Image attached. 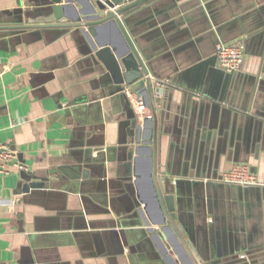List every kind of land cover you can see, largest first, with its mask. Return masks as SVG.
Wrapping results in <instances>:
<instances>
[{
  "label": "crops",
  "instance_id": "obj_1",
  "mask_svg": "<svg viewBox=\"0 0 264 264\" xmlns=\"http://www.w3.org/2000/svg\"><path fill=\"white\" fill-rule=\"evenodd\" d=\"M17 9L0 0V140L24 167L0 173V262L189 264L147 205V160L131 161L134 118L152 109L138 112L118 92L80 53L76 32L7 29ZM125 17L161 91L158 176L175 194L174 224L195 264H264V0H151ZM101 39L123 47L113 27ZM235 41L245 62L229 74L216 46ZM236 164L258 184L222 182ZM32 180L44 188L25 193Z\"/></svg>",
  "mask_w": 264,
  "mask_h": 264
},
{
  "label": "water",
  "instance_id": "obj_2",
  "mask_svg": "<svg viewBox=\"0 0 264 264\" xmlns=\"http://www.w3.org/2000/svg\"><path fill=\"white\" fill-rule=\"evenodd\" d=\"M25 1L28 3L27 6L24 4ZM150 1L18 0V9L14 12L17 15V23H12L6 28L20 33L29 30L57 29L61 36L76 32L79 37L77 44L80 53L91 57L111 73L114 84L119 86L118 92L127 98L125 89L129 87L142 98L146 107L152 109V117L143 120L137 116L134 118L129 133V144L135 146L130 150L131 161L136 169L141 159L147 160V182L150 192L148 204L144 203L157 208L161 217L159 225L172 233L173 240L186 254L189 264H195L190 243L183 239L174 224L177 219L175 194L169 182L158 176L159 140L155 95L161 91L154 87V80L132 33L128 30L125 17L130 11ZM107 27H113L117 31L123 47L101 39L102 29ZM136 176L141 177L139 174ZM42 188L43 182L32 180L24 190L28 193L31 189ZM138 199L140 202L136 209L140 212L143 200L139 197ZM148 232L157 236L155 228L151 227ZM157 237L163 245L159 236Z\"/></svg>",
  "mask_w": 264,
  "mask_h": 264
},
{
  "label": "built area",
  "instance_id": "obj_3",
  "mask_svg": "<svg viewBox=\"0 0 264 264\" xmlns=\"http://www.w3.org/2000/svg\"><path fill=\"white\" fill-rule=\"evenodd\" d=\"M216 57L220 67L229 74L241 71L245 62V46L242 41L232 43H218L216 46ZM157 85L165 83V81H156ZM125 94L130 103L138 112L146 109L142 98L128 87ZM18 152L6 143L0 140V173H7L11 165L23 170L24 167L17 163ZM220 180L227 184H236L248 188L258 184L257 176L252 172L251 168L246 164H236L234 167L221 175ZM18 200L13 201L17 203ZM0 264H4L1 263Z\"/></svg>",
  "mask_w": 264,
  "mask_h": 264
}]
</instances>
